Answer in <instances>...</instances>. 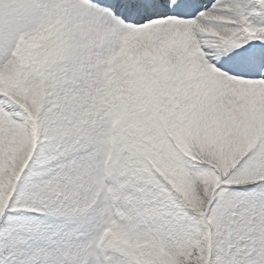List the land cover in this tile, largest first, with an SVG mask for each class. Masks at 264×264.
Segmentation results:
<instances>
[{"label":"snow or ice","instance_id":"1","mask_svg":"<svg viewBox=\"0 0 264 264\" xmlns=\"http://www.w3.org/2000/svg\"><path fill=\"white\" fill-rule=\"evenodd\" d=\"M0 264H264V0H0Z\"/></svg>","mask_w":264,"mask_h":264}]
</instances>
